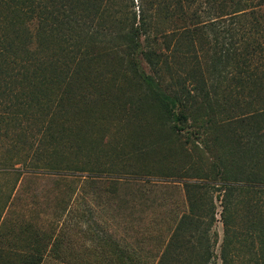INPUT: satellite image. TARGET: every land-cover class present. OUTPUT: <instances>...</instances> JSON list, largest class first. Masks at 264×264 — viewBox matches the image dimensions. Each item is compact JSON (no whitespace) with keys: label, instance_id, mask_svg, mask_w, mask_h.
Wrapping results in <instances>:
<instances>
[{"label":"rangeland","instance_id":"1","mask_svg":"<svg viewBox=\"0 0 264 264\" xmlns=\"http://www.w3.org/2000/svg\"><path fill=\"white\" fill-rule=\"evenodd\" d=\"M136 4L101 0L102 24L117 30ZM28 23L21 62L4 56L0 71V164L19 168L0 172V264H264V191L235 187L224 220L221 187L183 186L214 162L242 184L264 172V86L221 66L207 24L193 44L169 40L152 72L187 101L178 131L122 54L92 51L85 26L41 45ZM37 60L46 68L28 67ZM182 211L192 222L170 236Z\"/></svg>","mask_w":264,"mask_h":264},{"label":"trees","instance_id":"2","mask_svg":"<svg viewBox=\"0 0 264 264\" xmlns=\"http://www.w3.org/2000/svg\"><path fill=\"white\" fill-rule=\"evenodd\" d=\"M100 1L0 0V71L5 60L4 56H14L12 58V65L16 64L14 67L21 62L18 51L22 48L20 45L25 48L28 44L31 36L28 22L32 19L37 22L35 32L41 45L49 36L58 37L64 41L69 40L71 25H83L85 27L82 30L87 39V45L92 51L94 49L97 54L102 50L106 54H122L129 68L155 95L169 120L173 121L174 127L182 123L181 127L177 128L181 131L185 127L183 124L186 123L187 101L168 93L161 78L152 72L158 73L159 61L163 63V57H166L167 52H171L170 50L175 47V45L170 46L169 50L167 44L169 40L182 39L193 44L197 38L201 39V35L197 34L199 28L207 24L209 35L219 45L216 53L217 60L222 63L221 66L227 67L228 72L236 69L237 73L244 74V81L264 86V0H136V10L126 12L117 30H110L108 26L102 24ZM14 13L18 14L19 19L12 16ZM160 23L171 27L164 29L161 25L159 26ZM98 42L104 45L98 47ZM32 64L28 67L46 68L44 61L37 60ZM55 65L56 61H53L47 67H55ZM260 113L264 115L263 111ZM0 115L4 114L0 111ZM262 130H264V123ZM15 165L16 163L12 161L1 163L0 172L19 171ZM33 165H29L30 169L41 171H44L42 168L47 169ZM217 166L218 164L214 162L209 174L202 172L192 181L184 179L186 197L189 188L221 187L223 198L231 194L235 187L251 190L254 193L264 191V172L261 174L255 170L252 178L242 184L229 181L228 177H231V174L227 172V168L216 170ZM162 173H164L162 175L169 176L167 171ZM108 174L114 176L113 171ZM126 176L137 179L140 178V173L128 172ZM228 202L224 198V203H227L223 204L221 211L224 220H226L224 213L228 210ZM3 207L4 205L1 209ZM189 222H192V219L182 211L170 236L183 228L184 223ZM199 223H196L197 227ZM205 232L204 229L199 234L200 238ZM35 257L42 258L38 254ZM80 264L101 263L83 262ZM107 264L132 263L119 261Z\"/></svg>","mask_w":264,"mask_h":264}]
</instances>
